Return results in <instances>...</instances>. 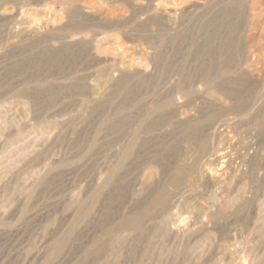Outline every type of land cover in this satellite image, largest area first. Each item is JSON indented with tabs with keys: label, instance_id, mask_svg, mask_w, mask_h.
<instances>
[{
	"label": "rangeland",
	"instance_id": "rangeland-1",
	"mask_svg": "<svg viewBox=\"0 0 264 264\" xmlns=\"http://www.w3.org/2000/svg\"><path fill=\"white\" fill-rule=\"evenodd\" d=\"M48 260L264 264V0H0V264Z\"/></svg>",
	"mask_w": 264,
	"mask_h": 264
},
{
	"label": "bare ground",
	"instance_id": "bare-ground-1",
	"mask_svg": "<svg viewBox=\"0 0 264 264\" xmlns=\"http://www.w3.org/2000/svg\"><path fill=\"white\" fill-rule=\"evenodd\" d=\"M241 11V10H240ZM240 13V12H239ZM235 14V13H234ZM6 16V15H5ZM235 16H238V15H235ZM237 25H238V22H237V20H234V28L236 29V28H238L237 27ZM233 34V33H232ZM75 42V41H74ZM229 42V41H228ZM235 44V43H234ZM236 45V44H235ZM231 58V57H230ZM224 64V63H223ZM251 88V87H250ZM238 93H240V92H238ZM247 93V92H246ZM245 93V94H246ZM244 95V94H243ZM256 96V95H255ZM254 97L251 95V94H249V95H247V96H245L244 95V97L243 96H241V95H239L238 96V100L236 99V101H239V106L242 108V109H244V110H248L250 107H251V105L253 106L254 105V103L252 104V99H253ZM258 98V97H257ZM254 102H255V100H253ZM238 104V103H237ZM238 106V105H237ZM239 108V107H238ZM159 109V108H158ZM241 109V110H242ZM251 109H252V107H251ZM243 111V110H242ZM260 116V115H259ZM211 120H209V122H210ZM208 122V121H207ZM197 130V129H196ZM196 131L194 130V129H191L190 130V132L189 133H195ZM202 142H201V144L199 145V156H198V160L200 159V158H202V157H204V156H206V155H208L210 152H211V149H212V145H211V142L208 140V139H203V140H201ZM131 145V144H130ZM131 149H132V147H128L127 148V146H126V151H127V153L128 152H130L131 151ZM220 152V151H219ZM218 152V153H219ZM124 154H126V153H124ZM128 155V154H127ZM222 156H223V154H218L217 155V157H216V160L218 159V160H220V159H222ZM128 157V156H127ZM123 159V158H122ZM217 160V161H218ZM199 161H201V160H199ZM199 161H196V163L191 167V170L192 171H196L198 168H199V165H200V163H199ZM189 168V167H188ZM117 171V170H116ZM187 171V169L186 168H184V167H179V168H177L176 169V171H175V175H174V178H173V180H172V182H171V184L172 185H174V187H180L181 185H182V183H183V181H184V177H185V172ZM113 173V172H112ZM114 174H115V172L113 173V175L111 176V178L113 179V177H114ZM206 175V174H205ZM208 177V176H207ZM218 178V177H217ZM219 180V179H218ZM112 185V184H111ZM105 189H107V188H105ZM101 190V189H100ZM100 190H97L96 192H94V194L90 197V199L88 200V206L90 207V205H91V207H92V203H94L96 200H97V198H98V195H99V192H100ZM103 191V190H102ZM100 198V197H99ZM167 198V194L165 193V192H161V193H159V194H157L156 196H155V198L154 199H152V201L149 203V205H148V207H147V210L144 212V213H142V214H140V215H137L136 217H133V218H131V219H128V220H124L123 222H121V224L119 225V229H125V230H135V229H137V228H139L140 227V225H141V222H142V220L144 219V217H146V215L151 211L152 212V210H154L156 207H158L165 199ZM99 200V199H98ZM87 203V202H86ZM96 203H97V201H96ZM94 205V204H93ZM94 207V206H93ZM88 210L89 209H91V208H87ZM85 211V210H84ZM89 211H93V210H89ZM88 211V212H89ZM87 214V213H86ZM87 217H88V215H86ZM80 218H81V216H80ZM77 222V221H76ZM78 226V225H77ZM70 227H73V226H70ZM76 227V226H75ZM74 227V228H75ZM72 231H73V229H72ZM68 233H70V232H68ZM67 233V234H68ZM72 236V235H71ZM59 243H61V242H59ZM62 243H63V241H62ZM60 245V244H59ZM56 246H58V244L56 245ZM57 248V253L61 250V247L59 246V247H56ZM55 248V249H56ZM98 250V249H97ZM96 251V250H95ZM62 253V252H61ZM87 253V252H86ZM91 255H92V253H90ZM90 254H89V256H90ZM47 259H48V257H47ZM56 260V259H55ZM46 264H50V260H48L47 262H46Z\"/></svg>",
	"mask_w": 264,
	"mask_h": 264
}]
</instances>
